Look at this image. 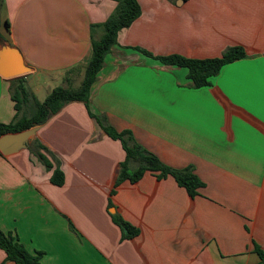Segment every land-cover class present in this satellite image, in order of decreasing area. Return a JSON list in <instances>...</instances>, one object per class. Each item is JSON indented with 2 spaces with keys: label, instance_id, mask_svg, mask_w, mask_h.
<instances>
[{
  "label": "crops",
  "instance_id": "0c3cea01",
  "mask_svg": "<svg viewBox=\"0 0 264 264\" xmlns=\"http://www.w3.org/2000/svg\"><path fill=\"white\" fill-rule=\"evenodd\" d=\"M138 2L140 16L119 32L91 88L90 109L166 165H191L204 185L191 198L173 177L146 171L110 194L124 150L83 102L71 101L29 139L58 161L63 185L50 182L28 148L0 153V229L28 251L42 250L41 264H264L254 251V244L264 250V0ZM116 5L0 0V39L22 54L31 72L20 78L39 101L81 81L92 38ZM230 47L246 56L198 88L185 69L135 50L203 60ZM39 76L42 93L33 86ZM12 80L0 76V123L15 115ZM111 214L137 234L122 238ZM0 264H15L2 249Z\"/></svg>",
  "mask_w": 264,
  "mask_h": 264
},
{
  "label": "trees",
  "instance_id": "16d2710c",
  "mask_svg": "<svg viewBox=\"0 0 264 264\" xmlns=\"http://www.w3.org/2000/svg\"><path fill=\"white\" fill-rule=\"evenodd\" d=\"M116 8L109 18L98 27H101L103 34L100 38H92V54L89 63L83 69V77L79 86H56L48 95L39 101L30 92L23 78L10 81L9 91L14 102L15 115L9 123H0V136L5 133H14L27 128L43 124L50 116L57 113L66 103L81 101L84 103L88 115L95 121L97 126L110 138L118 140L124 150V159L119 163L117 177L110 192L113 194L115 188L123 181L131 183L138 181L146 171L154 173L157 179L167 176L173 177L179 186L187 191L193 198L198 194L199 188L204 183L194 173L193 167L188 165L183 168H174L163 163L155 154L148 151L136 142L132 132L128 129L116 130L108 122L104 114H95L90 109L91 88L97 80L98 73L104 66L106 56L111 49L117 45L118 34L121 30L128 28L141 14V7L138 0H115ZM136 51L150 57L165 66L183 68L187 71L188 85L191 87L209 86L210 78L216 76L221 68L246 56L241 47L227 48L220 57L213 59H189L179 55L154 56L151 53L136 48ZM74 70V69H73ZM30 103V106H29ZM29 107V113L23 108ZM28 150L36 157L47 170L51 171L50 182L61 186L64 184L65 175L58 161L54 163L43 152L50 154V151L37 139L30 143ZM111 206L110 201L108 207ZM112 220L121 228L122 238H130L137 234L138 230L117 214H111ZM0 249L5 253L6 260L15 264H41L42 250L30 252L20 241L16 234L11 231L0 229ZM254 251L264 262V250L254 244Z\"/></svg>",
  "mask_w": 264,
  "mask_h": 264
},
{
  "label": "water",
  "instance_id": "95a60500",
  "mask_svg": "<svg viewBox=\"0 0 264 264\" xmlns=\"http://www.w3.org/2000/svg\"><path fill=\"white\" fill-rule=\"evenodd\" d=\"M31 72L20 51L0 39V76L6 80L20 78ZM39 125L0 136V153L7 155L29 147V139L34 136ZM114 212L113 208H110Z\"/></svg>",
  "mask_w": 264,
  "mask_h": 264
},
{
  "label": "rangeland",
  "instance_id": "374dc122",
  "mask_svg": "<svg viewBox=\"0 0 264 264\" xmlns=\"http://www.w3.org/2000/svg\"><path fill=\"white\" fill-rule=\"evenodd\" d=\"M35 79V83H34V87H36L37 88V90L38 91H40V92H38V93H42L41 91H43L44 90V86L43 85H46V83L45 84H43L44 83V78L42 77V76H39L38 78H34ZM46 79V78H45ZM81 81H82V79H81ZM81 81L79 82V83H76V82H74V85H72V86H74V87H76V86H79L80 85V83H81ZM36 97V96H35ZM37 98V97H36ZM26 113H29V110L28 109H26V110H24Z\"/></svg>",
  "mask_w": 264,
  "mask_h": 264
}]
</instances>
